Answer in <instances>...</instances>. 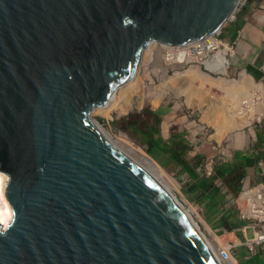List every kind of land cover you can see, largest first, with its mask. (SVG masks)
Returning <instances> with one entry per match:
<instances>
[{
  "label": "water",
  "instance_id": "water-1",
  "mask_svg": "<svg viewBox=\"0 0 264 264\" xmlns=\"http://www.w3.org/2000/svg\"><path fill=\"white\" fill-rule=\"evenodd\" d=\"M242 0H0V264H227L93 114L157 45L220 35Z\"/></svg>",
  "mask_w": 264,
  "mask_h": 264
},
{
  "label": "rangeland",
  "instance_id": "rangeland-1",
  "mask_svg": "<svg viewBox=\"0 0 264 264\" xmlns=\"http://www.w3.org/2000/svg\"><path fill=\"white\" fill-rule=\"evenodd\" d=\"M242 3L243 0L239 7ZM176 49L171 48L168 51L162 44L155 46L146 57L138 78L131 84L128 83L121 88V91H123V88L124 90L129 89L127 95L131 104L125 108L121 107V110H119L113 102L112 106L110 104L95 111L93 120L102 127L103 131L113 141L129 144L131 147L148 155L157 164L159 170H161V177L168 185L170 191L201 222L217 249L219 246L221 247L228 243L239 245L233 248L235 252H238L243 247L240 244L242 237L238 236L239 234H228L230 232H227L226 227H221L216 223L214 217L217 213L211 209V205L213 206L212 199L204 197L203 192H196L195 183L205 170L212 169L213 165L225 164L226 159L229 158L235 147H239L242 144L244 137L247 139L253 134L254 124L258 116H253L250 118L251 120L248 119V123L242 126H239L240 120H242L240 115L235 114L234 118L229 116V114H232L230 110L233 107V102L225 94L219 81L220 79L229 80V82L233 79L237 80V75L230 74L228 68L226 73L221 75L209 71L204 66V60L209 55L214 54L216 50H222L221 46L215 49L212 48L213 50L209 49L204 56L183 61H166V54L174 52ZM226 52L228 51L226 50ZM228 53L230 54L231 52ZM193 69H197L198 74L201 76L192 78L190 70ZM170 79L171 81H169ZM133 83L134 85H132ZM163 84L177 85L180 91L175 93L170 89H166ZM145 107L150 108L160 117L159 129L164 139H167L170 135L183 137L190 144V148L185 154L186 158L191 159L196 155L200 156V162L192 167L196 174V180L193 176H189L179 169V167L165 161L162 154H153L154 157L152 153H149L146 150L145 140L140 135L126 133V131L111 124L114 119L123 117L131 111H139ZM223 108L224 110L229 108L227 116ZM236 135H242V139L240 138L238 141V146L233 144ZM215 183L222 193V198L220 197L221 200L218 204L219 212L226 207H230L235 213L232 198L237 193H234L219 178L215 180ZM223 191L225 192L223 193ZM234 233L241 232L234 231ZM247 235H251L250 230L247 231ZM257 251L258 254L263 256L260 258L263 259L260 264H264V248H258ZM241 258L244 260L243 254ZM233 259L236 264H240L237 259L234 257Z\"/></svg>",
  "mask_w": 264,
  "mask_h": 264
},
{
  "label": "crops",
  "instance_id": "crops-1",
  "mask_svg": "<svg viewBox=\"0 0 264 264\" xmlns=\"http://www.w3.org/2000/svg\"><path fill=\"white\" fill-rule=\"evenodd\" d=\"M257 4V5H256ZM264 0H243V3L237 9L233 19L213 41H217L216 46H220L219 42L227 43L230 47L228 55V72L237 75V79L246 76L252 81L256 88V93L259 95L262 103L259 104L261 110L260 116L257 117L254 124V132L247 139L244 137L242 144L235 147L226 162L239 163L242 175L238 179V191L256 183L264 182ZM216 46L213 48L215 49ZM217 51V50H216ZM215 51V52H216ZM241 77V78H240ZM260 90V91H259ZM261 92V93H260ZM260 93V94H259ZM262 106V107H260ZM263 108V109H262ZM263 110V111H262ZM243 135V134H242ZM242 135H236L233 144L238 146V141L242 139ZM236 168V166H235ZM239 171L233 170L234 179L239 175ZM227 186L235 191V182H225ZM196 190V189H195ZM226 191V190H225ZM223 191V193L225 192ZM204 194V193H203ZM205 196V194H204ZM233 199V198H232ZM221 200V199H220ZM218 204L215 206L217 210ZM210 206V205H209ZM224 209H230L226 207ZM231 210V209H230ZM220 213L217 212L214 217L216 223L221 227H225L220 218ZM235 222L230 224V232L234 233L231 228ZM238 236H241L239 234ZM242 237V236H241ZM239 246V245H235ZM234 246V247H235ZM245 249V248H244ZM246 250V249H245ZM234 252V250H233ZM244 260H249V254L243 253Z\"/></svg>",
  "mask_w": 264,
  "mask_h": 264
},
{
  "label": "bare ground",
  "instance_id": "bare-ground-1",
  "mask_svg": "<svg viewBox=\"0 0 264 264\" xmlns=\"http://www.w3.org/2000/svg\"><path fill=\"white\" fill-rule=\"evenodd\" d=\"M216 43L217 42L215 40L214 41L210 40V41L205 42L203 44H197V47H196L194 52H190L189 48L185 49V48L179 47L176 49V51L167 53L165 56V59H166V61L170 62V61H183V60H186L189 58L204 56L209 49H212L216 46ZM190 46H192V45H190ZM194 46H196V45H194ZM169 49H171V48L168 47L167 50L169 51ZM227 65H228V55H227V52L225 49L217 50L214 54H212L211 56H209L208 58H206L204 60V66L206 69H208L209 71H211L213 73H217V74H221V75H224L226 73ZM190 75L192 76V78L196 77V76H201L200 74H198L197 69L190 70ZM191 76H190V78H191ZM169 81H171V79ZM165 83H166V81H165ZM167 84H169V83H167ZM219 84L221 85V88L225 91V94L228 96V98L229 99L231 98V102H233V107L230 106L231 107L230 112L232 111L231 112L232 114L231 115L229 114V116H232L234 118L235 117L234 115L237 114V115H240V117L242 118V120H240L239 126H242L245 123L247 124L248 119L252 118L253 116H255V117L260 116L261 110L259 108V104L260 105L262 104V103H260L262 100L258 99L259 95L256 93V88L252 84V81L249 78H247L246 76H242L241 79H237V80L233 79L230 82H229V80L225 81L224 79H222V80L220 79ZM132 85H134V83ZM163 86H166V89H170L171 91H173L175 93H178L180 91L179 86H177V85L176 86H170V85L163 84ZM121 90H120L119 94L117 95L116 100L114 101L115 106L119 110H121V107L125 108L131 104L130 99L127 95L129 92L128 91L129 89L124 90V88H123V91H121ZM188 93H189V91H188ZM228 102H229V100H228ZM234 103L236 105L235 107H234ZM111 106H112V104H111ZM260 107H262V106H260ZM228 109L229 108H225V110H224V108H223L226 116L228 115V113H227ZM214 115H216V114H214ZM95 126L98 129L99 133L103 136V138L108 143H110L119 152L123 153L124 155L129 157L131 160L136 162L138 165L143 167L147 172H149L152 176H154L157 180H159L162 184H164L169 189L168 185L166 184L164 179L161 177L162 176L160 174L161 170H159L157 164L148 155H146L145 153L131 147L127 143H124V142L123 143H117V142L113 141L103 131V129L100 125L95 123ZM218 127L220 128V126H218ZM221 128H223V127H221ZM241 134H243V133H241ZM6 179H7L6 175L3 173H0V223H1L3 228L6 227L7 223L9 222V220L11 219V216H12L11 209H10L6 199L4 198V187H5ZM224 260L226 261L227 264H236L233 258L227 257Z\"/></svg>",
  "mask_w": 264,
  "mask_h": 264
},
{
  "label": "trees",
  "instance_id": "trees-1",
  "mask_svg": "<svg viewBox=\"0 0 264 264\" xmlns=\"http://www.w3.org/2000/svg\"><path fill=\"white\" fill-rule=\"evenodd\" d=\"M111 124L126 131V133L140 135L145 140L146 150L149 153H152V155L162 154L165 161L179 167V169L183 170L187 175L193 176L196 180V174L192 167L200 162V156L196 155L191 159L186 158L185 154L189 150L190 144L183 137L170 135L167 139H164L159 129L160 117L150 108L145 107L139 111H131L123 117L114 119L111 121ZM233 170L239 171L240 164L227 162L224 165H213L211 174L208 176L201 174L195 183L197 187L196 192H203L205 194L204 197L212 199L213 206L211 205V209L216 213L219 210L216 209L215 205L220 201V197L222 198V193L215 184V180L219 178L227 183L234 181L236 185L235 191L237 192L239 188L238 179L242 173L239 171V175L234 179ZM220 218L228 231L232 222L238 223L233 210L230 209H223L220 213ZM243 253H246L244 247L238 252H233V257L240 264H260L263 262V259H260L263 256L260 254L250 255V259L247 261L242 260Z\"/></svg>",
  "mask_w": 264,
  "mask_h": 264
},
{
  "label": "built area",
  "instance_id": "built-area-1",
  "mask_svg": "<svg viewBox=\"0 0 264 264\" xmlns=\"http://www.w3.org/2000/svg\"><path fill=\"white\" fill-rule=\"evenodd\" d=\"M195 47H188L189 50H195ZM227 48V46H225ZM186 49V48H185ZM211 169L204 171L209 175ZM232 203L236 208V217L241 224L235 227L243 235V244L249 253L257 252V249L264 248V183H253L243 188L234 198ZM250 230L251 235L247 236ZM234 245L225 243L218 247V251L225 259L231 256V249Z\"/></svg>",
  "mask_w": 264,
  "mask_h": 264
},
{
  "label": "clouds",
  "instance_id": "clouds-1",
  "mask_svg": "<svg viewBox=\"0 0 264 264\" xmlns=\"http://www.w3.org/2000/svg\"><path fill=\"white\" fill-rule=\"evenodd\" d=\"M220 43V46L223 48V49H225V50H227L228 52H231L230 51V47H228V45H227V43H223V42H219ZM163 46H165L166 48H168V47H171V48H179V47H182V48H185V47H195L194 45H192V46H190V45H183V46H166V45H163ZM197 46V45H196ZM225 46H227V48L225 47ZM219 46L217 45L216 46V48H218ZM195 51V50H194ZM193 50H190V52H194ZM227 52V54H229ZM210 56V55H209ZM208 56V57H209ZM211 169V168H210ZM211 172H212V169H211ZM202 174H204V172L202 173ZM211 174V173H210ZM209 174V175H210ZM206 176H208V175H206ZM256 183H258V182H256ZM262 183H264V182H262ZM216 184V183H215ZM252 185V184H251ZM240 192V191H239ZM239 192H237V194L239 193ZM234 198V197H233ZM234 205V204H233ZM234 211H235V217H236V208H235V206H234ZM236 219H237V217H236ZM239 224H241V222L240 221H238V223H235V225L231 228V230L234 232V231H237V230H235V227H237V225H239ZM239 234H241V236H242V241H243V235H242V233H239ZM250 234H251V232H250ZM248 236V235H247ZM249 237V236H248ZM242 241L240 242V244L242 243ZM234 245V244H233ZM245 249H246V247L243 245V244H241ZM235 246V245H234ZM234 246L232 247V249H231V251H232V254H231V256H230V258H233V248H234ZM247 250V249H246ZM247 252H248V254H249V256L250 255H255V254H258V251L256 252V253H253V254H251V253H249V251L247 250Z\"/></svg>",
  "mask_w": 264,
  "mask_h": 264
}]
</instances>
